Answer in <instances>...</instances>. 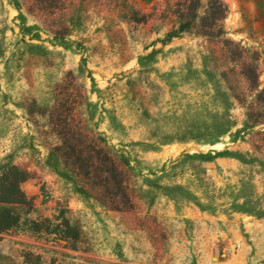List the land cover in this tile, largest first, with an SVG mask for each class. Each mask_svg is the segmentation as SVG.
<instances>
[{
    "label": "rangeland",
    "instance_id": "rangeland-1",
    "mask_svg": "<svg viewBox=\"0 0 264 264\" xmlns=\"http://www.w3.org/2000/svg\"><path fill=\"white\" fill-rule=\"evenodd\" d=\"M12 165L0 264H264V0H0Z\"/></svg>",
    "mask_w": 264,
    "mask_h": 264
},
{
    "label": "trees",
    "instance_id": "trees-1",
    "mask_svg": "<svg viewBox=\"0 0 264 264\" xmlns=\"http://www.w3.org/2000/svg\"><path fill=\"white\" fill-rule=\"evenodd\" d=\"M224 10L225 9L221 6L213 5L212 14L214 17L221 16ZM185 25H187V23L181 24V27H184ZM26 178V171H23L14 165L3 170L0 174V203L27 204L28 199L20 187V182ZM17 221L18 217L10 207L0 205V231L8 229ZM66 228L64 236L72 240H77L78 233L75 228L69 226L67 223Z\"/></svg>",
    "mask_w": 264,
    "mask_h": 264
}]
</instances>
